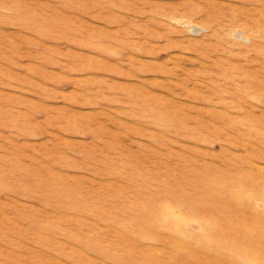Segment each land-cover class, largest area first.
<instances>
[{
  "label": "rangeland",
  "instance_id": "1",
  "mask_svg": "<svg viewBox=\"0 0 264 264\" xmlns=\"http://www.w3.org/2000/svg\"><path fill=\"white\" fill-rule=\"evenodd\" d=\"M0 264H264V0H0Z\"/></svg>",
  "mask_w": 264,
  "mask_h": 264
},
{
  "label": "bare ground",
  "instance_id": "2",
  "mask_svg": "<svg viewBox=\"0 0 264 264\" xmlns=\"http://www.w3.org/2000/svg\"><path fill=\"white\" fill-rule=\"evenodd\" d=\"M225 240V239H224Z\"/></svg>",
  "mask_w": 264,
  "mask_h": 264
}]
</instances>
